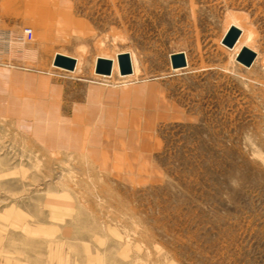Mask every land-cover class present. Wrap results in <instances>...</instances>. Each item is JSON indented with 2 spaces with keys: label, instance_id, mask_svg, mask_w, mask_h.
<instances>
[{
  "label": "rangeland",
  "instance_id": "1",
  "mask_svg": "<svg viewBox=\"0 0 264 264\" xmlns=\"http://www.w3.org/2000/svg\"><path fill=\"white\" fill-rule=\"evenodd\" d=\"M179 51L187 66L173 69ZM58 53L75 69L55 65ZM98 57L111 74L95 72ZM0 68L160 77L187 112L159 126L158 173L134 185L0 115V264H264V0H0Z\"/></svg>",
  "mask_w": 264,
  "mask_h": 264
},
{
  "label": "crops",
  "instance_id": "2",
  "mask_svg": "<svg viewBox=\"0 0 264 264\" xmlns=\"http://www.w3.org/2000/svg\"><path fill=\"white\" fill-rule=\"evenodd\" d=\"M160 77L119 85L0 68V115L37 145L83 154L125 184L158 173V128L187 117Z\"/></svg>",
  "mask_w": 264,
  "mask_h": 264
},
{
  "label": "water",
  "instance_id": "3",
  "mask_svg": "<svg viewBox=\"0 0 264 264\" xmlns=\"http://www.w3.org/2000/svg\"><path fill=\"white\" fill-rule=\"evenodd\" d=\"M241 34V29L235 25H231L228 31L222 38V43L232 48L237 42ZM256 57L255 51L249 49L248 47H243L237 55V60L243 64L249 66L253 63ZM117 60L120 68L121 74H130L133 72L131 57L129 52H120L117 54ZM171 66L173 69L183 68L187 66L186 54L184 51L174 52L170 55ZM55 65L65 68L67 70L75 69V59L69 56H65L58 53L54 57ZM113 67V60L99 57L96 61V72L99 74H111Z\"/></svg>",
  "mask_w": 264,
  "mask_h": 264
},
{
  "label": "built area",
  "instance_id": "4",
  "mask_svg": "<svg viewBox=\"0 0 264 264\" xmlns=\"http://www.w3.org/2000/svg\"><path fill=\"white\" fill-rule=\"evenodd\" d=\"M23 34L29 40H31L33 38V36H34V32H33V29L31 27H25L23 29Z\"/></svg>",
  "mask_w": 264,
  "mask_h": 264
},
{
  "label": "bare ground",
  "instance_id": "5",
  "mask_svg": "<svg viewBox=\"0 0 264 264\" xmlns=\"http://www.w3.org/2000/svg\"><path fill=\"white\" fill-rule=\"evenodd\" d=\"M235 26H236V25H235ZM237 27H238V26H237ZM238 28H239V27H238ZM228 29H229V28H228ZM240 29H241V28H240ZM227 31H228V30H227ZM227 31H226V32H227ZM241 32H242V31H241ZM238 39H239V38H238ZM237 41H238V40H237ZM235 44H236V43H235ZM233 47H234V46H233ZM233 47H232V48H233ZM98 58H99V57H98ZM98 58H97V59H98ZM103 58H105V57H103ZM107 59H109V58H107ZM96 61H97V60H96ZM178 69H179V68H178ZM95 72H96V65H95ZM96 73H97V72H96ZM98 74H99V73H98ZM105 75H107V74H105Z\"/></svg>",
  "mask_w": 264,
  "mask_h": 264
}]
</instances>
